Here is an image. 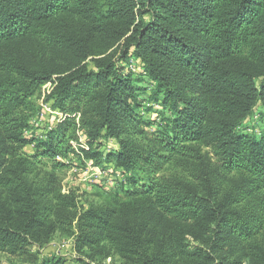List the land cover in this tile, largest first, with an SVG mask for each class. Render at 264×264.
I'll list each match as a JSON object with an SVG mask.
<instances>
[{
    "label": "trees",
    "instance_id": "obj_1",
    "mask_svg": "<svg viewBox=\"0 0 264 264\" xmlns=\"http://www.w3.org/2000/svg\"><path fill=\"white\" fill-rule=\"evenodd\" d=\"M47 83L51 109L80 113L85 158L115 141L105 159L129 175L121 196L79 210L61 193L74 118L24 134ZM257 106L264 0H0V254L27 256L61 233L90 260L264 264V129L243 126Z\"/></svg>",
    "mask_w": 264,
    "mask_h": 264
},
{
    "label": "rangeland",
    "instance_id": "obj_2",
    "mask_svg": "<svg viewBox=\"0 0 264 264\" xmlns=\"http://www.w3.org/2000/svg\"><path fill=\"white\" fill-rule=\"evenodd\" d=\"M94 46L97 48H103L104 43L96 40ZM132 68L133 67H129V70L135 72L134 68ZM49 84L50 83H47L40 87L31 98V102L34 106L29 121L31 130L24 134L27 137H30L32 132H35V134L38 135H43L44 132L54 128L65 119L74 118L76 129L74 137L70 141L73 153H70L67 158H57V161L65 166L64 169H59L55 172V176L59 181L61 193L63 195L75 196L79 210H85L89 205H99L103 201V197H101L102 194L115 192L121 196V192L130 188L128 181L129 175L123 168L118 167L112 159H109L108 161L105 159L107 154H112L116 150L117 147L115 141L111 140L107 143H102L98 152L103 155L102 158H99L97 161L85 158L80 150L88 151L89 145L87 143L88 139L86 132L81 129L79 124H77L80 120V113H70V115H68L60 110L51 109L50 105L45 102L46 97L51 92L48 86ZM140 86L146 87V90L139 95L138 99L142 100L148 98L151 93L149 81L144 78L143 83H141ZM147 107L148 104L143 103L140 112L144 113V109ZM153 109L160 110V107H158V105H153ZM65 116L68 117L65 118ZM144 116H151L152 118L156 117L154 114H145ZM243 126L247 128L245 129L246 132L259 133L264 129V109L257 106L254 110L253 116L249 117ZM23 152L28 156L32 155L34 153V146L28 145L24 148ZM95 168L98 171L94 170ZM27 250V256L18 258L0 254V264H32L37 254V257L53 254L62 258L64 260L63 264H124V262L113 252H109L106 257L99 259L90 260L79 257V254L75 251L73 237L67 238L61 233L54 234L51 237V241L43 247L38 248L37 245H32L31 247H28ZM105 254L106 252L104 255ZM236 260L237 262H240L239 264H253L247 260Z\"/></svg>",
    "mask_w": 264,
    "mask_h": 264
},
{
    "label": "built area",
    "instance_id": "obj_3",
    "mask_svg": "<svg viewBox=\"0 0 264 264\" xmlns=\"http://www.w3.org/2000/svg\"><path fill=\"white\" fill-rule=\"evenodd\" d=\"M48 86H49V88H50V90H51V88H52V87H51V84H49ZM66 117H68V116H65V118H66ZM94 170L98 171L96 168H95ZM98 173H99V172H98Z\"/></svg>",
    "mask_w": 264,
    "mask_h": 264
}]
</instances>
